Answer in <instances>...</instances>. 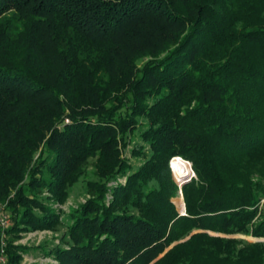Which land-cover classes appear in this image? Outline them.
<instances>
[{
    "label": "trees",
    "instance_id": "1",
    "mask_svg": "<svg viewBox=\"0 0 264 264\" xmlns=\"http://www.w3.org/2000/svg\"><path fill=\"white\" fill-rule=\"evenodd\" d=\"M82 177L56 264H264V0H0L4 264Z\"/></svg>",
    "mask_w": 264,
    "mask_h": 264
},
{
    "label": "rangeland",
    "instance_id": "2",
    "mask_svg": "<svg viewBox=\"0 0 264 264\" xmlns=\"http://www.w3.org/2000/svg\"><path fill=\"white\" fill-rule=\"evenodd\" d=\"M147 58H144L142 60H138V63L141 64L142 62L146 61ZM141 141L136 136L131 143L128 144L126 151L124 153V156L129 160L130 164L139 165L142 162L141 158L134 157L131 155V149L133 147H136L138 144H140ZM175 160V159H174ZM173 160V161H174ZM94 159H89L88 163L85 165V172L86 176H89L91 170L93 169V163ZM188 161V160H187ZM171 159L169 161V167L172 173V176L175 180V182L178 184V182H181L179 180L180 176L178 172H176L172 165H171ZM191 167V163H190ZM192 169V167H191ZM193 172V171H192ZM175 174V175H174ZM85 176V175H84ZM125 176L120 177L121 180L124 179ZM195 178L194 176L189 177ZM188 179V178H187ZM184 181V180H183ZM183 185V184H182ZM179 188L180 185L178 184ZM68 196L66 197L65 201L61 204L59 203H53V206H55L60 213L61 218V224L57 226L55 230H40V229H34V230H26V231H20L17 234V237L13 236V241L15 244H21L28 248L27 251L22 252L21 261L19 264H56V260L53 258V256L50 254L51 250L57 246H65V243L61 240V236L66 231V222L69 210L71 208H74L78 206L80 203L84 202L86 198L88 197V194L85 191V177H82L76 182L73 186L69 187L68 189ZM46 193H43L45 195ZM173 203L176 206V209L179 211V209L182 206L183 196L179 189L177 196H175L172 199ZM5 200H0V204L4 205V209L8 212L10 217V223H11V214L10 210L6 208ZM183 211V210H182ZM211 235L215 236H222V237H228V238H236L242 242H263L264 243V237H256L252 236L250 233H234L230 235H225L222 233H216V232H208ZM6 235V236H5ZM5 239H11V236H7L6 232L4 233ZM183 241V240H181ZM6 262V259H5ZM4 262V263H5ZM1 263L0 264H4Z\"/></svg>",
    "mask_w": 264,
    "mask_h": 264
},
{
    "label": "built area",
    "instance_id": "3",
    "mask_svg": "<svg viewBox=\"0 0 264 264\" xmlns=\"http://www.w3.org/2000/svg\"><path fill=\"white\" fill-rule=\"evenodd\" d=\"M174 158V157H172ZM171 158V160H172ZM186 162L190 165V162L186 160ZM192 176L195 177V174L192 172ZM264 199L261 200V202H263ZM10 225V217H9V214L8 212L4 209V205L3 204H0V230H1V244L3 245L4 244V233H5V230L9 227ZM5 255L3 253V250L1 249L0 250V262L1 263H4L5 262Z\"/></svg>",
    "mask_w": 264,
    "mask_h": 264
},
{
    "label": "bare ground",
    "instance_id": "4",
    "mask_svg": "<svg viewBox=\"0 0 264 264\" xmlns=\"http://www.w3.org/2000/svg\"><path fill=\"white\" fill-rule=\"evenodd\" d=\"M172 167L173 169L178 172L180 178L179 180L182 182L184 179L189 178L190 176H192V169L190 167V165L185 162L184 160L180 159V158H176L173 162H172Z\"/></svg>",
    "mask_w": 264,
    "mask_h": 264
},
{
    "label": "water",
    "instance_id": "5",
    "mask_svg": "<svg viewBox=\"0 0 264 264\" xmlns=\"http://www.w3.org/2000/svg\"><path fill=\"white\" fill-rule=\"evenodd\" d=\"M193 171V170H192ZM194 173V172H193ZM190 180V178H186V179H184V181H182V182H178V184L180 185V187L182 186V184H184V183H186V182H188ZM183 210V211H182ZM184 211H185V206H184V202L182 203V206H181V208L179 209V213L180 214H184Z\"/></svg>",
    "mask_w": 264,
    "mask_h": 264
}]
</instances>
